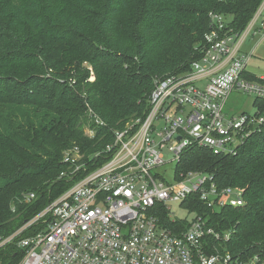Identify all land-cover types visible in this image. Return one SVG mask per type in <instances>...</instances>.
Instances as JSON below:
<instances>
[{"label": "trees", "instance_id": "16d2710c", "mask_svg": "<svg viewBox=\"0 0 264 264\" xmlns=\"http://www.w3.org/2000/svg\"><path fill=\"white\" fill-rule=\"evenodd\" d=\"M262 1L0 0V237L15 234L72 185L60 178L66 150L95 152L146 114L155 79L191 69L211 11L242 31ZM90 110L102 123L95 138L85 135ZM179 167L213 174L219 188L244 190L239 207L216 209L198 198L183 205L232 231L233 256L258 255L264 263V126L237 155L194 147ZM29 193L36 196L27 202ZM162 218L168 226L189 224V217ZM42 227L0 248V264H17L24 254L17 240Z\"/></svg>", "mask_w": 264, "mask_h": 264}, {"label": "built area", "instance_id": "2783aa9c", "mask_svg": "<svg viewBox=\"0 0 264 264\" xmlns=\"http://www.w3.org/2000/svg\"><path fill=\"white\" fill-rule=\"evenodd\" d=\"M209 20L200 56L188 71L155 79L143 117L87 156L79 147L64 152L68 170L60 178L72 185L15 234L0 237L3 248L32 225H43L17 240L24 250L17 264H260L258 255L233 256L227 247L232 231L218 230L183 205L190 198L216 209L244 205L242 188H219L213 174L179 166L194 147L237 155L264 126V77L247 70L255 48L242 52L246 38L264 30V0L242 31L216 11ZM237 90L255 96L251 114L225 113ZM89 116L85 132L95 138L102 123L92 110ZM170 165L172 181L164 177ZM171 202L192 214L186 228L163 220V214L172 221L187 218L175 216Z\"/></svg>", "mask_w": 264, "mask_h": 264}, {"label": "rangeland", "instance_id": "374dc122", "mask_svg": "<svg viewBox=\"0 0 264 264\" xmlns=\"http://www.w3.org/2000/svg\"><path fill=\"white\" fill-rule=\"evenodd\" d=\"M254 48H255L254 55L248 62L247 70L248 72L252 73L255 77H261V76L264 77V30L253 31L246 38L244 45L242 47V52L248 54ZM253 100H255L254 95H250L244 91H238V90L234 91L231 93L224 111L226 114L229 115H239L242 112L251 114L254 111ZM172 169H173V165H170L168 172L164 174V177L168 181L173 180ZM169 205L171 211L175 213L174 214L175 216L189 217V218L192 217V214L188 213V211H186V209L181 207L179 203L171 202Z\"/></svg>", "mask_w": 264, "mask_h": 264}]
</instances>
